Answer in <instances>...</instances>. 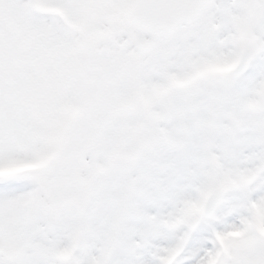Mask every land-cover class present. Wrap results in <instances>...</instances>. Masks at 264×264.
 Wrapping results in <instances>:
<instances>
[{"label": "snow or ice", "instance_id": "snow-or-ice-1", "mask_svg": "<svg viewBox=\"0 0 264 264\" xmlns=\"http://www.w3.org/2000/svg\"><path fill=\"white\" fill-rule=\"evenodd\" d=\"M0 264H264V0H0Z\"/></svg>", "mask_w": 264, "mask_h": 264}]
</instances>
